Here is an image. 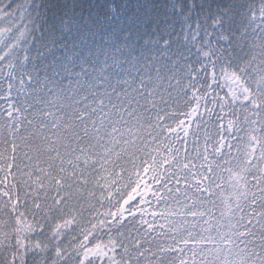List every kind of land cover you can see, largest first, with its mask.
Segmentation results:
<instances>
[{
  "label": "snow or ice",
  "instance_id": "snow-or-ice-1",
  "mask_svg": "<svg viewBox=\"0 0 264 264\" xmlns=\"http://www.w3.org/2000/svg\"><path fill=\"white\" fill-rule=\"evenodd\" d=\"M0 264H264V0H0Z\"/></svg>",
  "mask_w": 264,
  "mask_h": 264
}]
</instances>
